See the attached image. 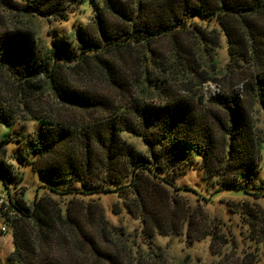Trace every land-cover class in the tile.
<instances>
[{
  "label": "trees",
  "instance_id": "trees-1",
  "mask_svg": "<svg viewBox=\"0 0 264 264\" xmlns=\"http://www.w3.org/2000/svg\"><path fill=\"white\" fill-rule=\"evenodd\" d=\"M79 1L0 0V123H43L26 145L35 155L28 162L32 169L60 184L49 189L132 194L127 211L141 216L147 236L153 229H183L186 214L178 199L154 178L171 185L158 173L197 157L204 178L219 189L259 196L245 183L260 172L263 141L252 107L264 112V0H89L94 18L77 29L75 40L57 34L50 44L29 28L2 21L5 10L65 19ZM193 17H214L219 29L191 26L187 19ZM221 33L228 47L225 69L212 54ZM206 83L219 89L204 103L197 89ZM127 132L142 138L148 154L134 149L123 137ZM5 156L0 144V177L12 181ZM9 201L19 215L12 220L10 264H67L52 252L63 236L56 227L63 216L79 232L72 206L62 215L49 197L35 198L31 206L21 198ZM241 207L251 224L264 221V210ZM193 222L187 219V234ZM80 236L85 240L75 242L83 251L87 241L91 264H124L93 234ZM239 261L254 263L249 254Z\"/></svg>",
  "mask_w": 264,
  "mask_h": 264
},
{
  "label": "rangeland",
  "instance_id": "rangeland-1",
  "mask_svg": "<svg viewBox=\"0 0 264 264\" xmlns=\"http://www.w3.org/2000/svg\"><path fill=\"white\" fill-rule=\"evenodd\" d=\"M94 2L101 4L102 0ZM1 15L7 26L29 28L40 42L50 44L57 34L75 40L77 29L94 18V9L89 0H84L73 2L67 17L61 20L36 14L22 16L16 10L1 11ZM187 22L191 26L202 24L203 27L219 29L214 17H193ZM212 54L217 58L219 68L225 69L229 58L222 33L220 44ZM218 89L213 83L204 84L197 89V95L202 98L199 101L206 103ZM252 109L255 131L263 141L260 146V172L253 182L248 179L247 183H243L251 188L252 193L259 192V196L235 189H219L212 179L204 178L200 168L201 159L197 157L191 164L158 173L171 185L154 178L168 190L169 198L178 199L179 209L186 215L181 222L184 227L180 232L163 234L153 229L151 236L142 231L141 216L134 217L127 211L126 205L132 194L122 193L118 188L93 194L63 193L66 186H58L57 189L62 193L49 189L60 184L50 182L28 163L35 155L28 152L26 144L43 125L41 121H15L11 125L0 123V144L6 149L5 160L11 165L14 175L12 181L0 177V197L3 198L0 202V227L6 225L5 232L2 233L0 229V262L10 264L9 255L15 248L12 220L19 218V215L11 207L9 198H21L25 205L31 206L35 198L45 196L58 205L62 215L72 206L71 210L80 223L79 232L86 236L93 234L101 247L113 250L124 264H239V260L248 254L254 260L253 264H264V221L259 219L257 224H251L249 216L242 213L241 207V204L246 203L254 212L264 210V112L258 104ZM123 137L137 152L148 154L141 137L129 132L124 133ZM20 154L22 156L19 159ZM79 185L75 184L74 187ZM256 186L261 188L254 189ZM159 215L167 223L166 216L163 213ZM63 217L62 221L56 223L57 231L63 236L56 237V240L61 239L53 247L52 257L67 264H73L79 257L82 264H91L93 258L90 257L87 241H84V250L80 251L75 241L85 239L76 228L69 229L65 224L66 217ZM189 217L194 222L187 234L186 222ZM102 264L108 263L103 261Z\"/></svg>",
  "mask_w": 264,
  "mask_h": 264
},
{
  "label": "built area",
  "instance_id": "built-area-1",
  "mask_svg": "<svg viewBox=\"0 0 264 264\" xmlns=\"http://www.w3.org/2000/svg\"><path fill=\"white\" fill-rule=\"evenodd\" d=\"M2 201H3V198L0 197V202H2ZM0 229H1V232H2V233L5 232V231H6V225H2V226L0 227Z\"/></svg>",
  "mask_w": 264,
  "mask_h": 264
}]
</instances>
